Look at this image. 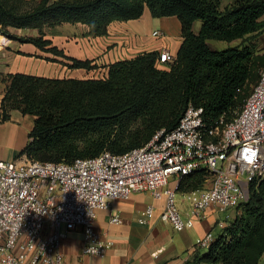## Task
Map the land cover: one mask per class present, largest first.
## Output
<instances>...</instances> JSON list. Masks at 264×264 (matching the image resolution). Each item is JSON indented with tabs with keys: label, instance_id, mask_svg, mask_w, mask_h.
I'll return each mask as SVG.
<instances>
[{
	"label": "trees",
	"instance_id": "1",
	"mask_svg": "<svg viewBox=\"0 0 264 264\" xmlns=\"http://www.w3.org/2000/svg\"><path fill=\"white\" fill-rule=\"evenodd\" d=\"M0 0V32L51 53L69 69L93 70L91 59H78L46 38L45 29L83 24L95 37L114 21L177 16L183 42L175 61L160 68L156 51L108 64L101 78L42 77L22 73L3 77L2 120L12 111L34 116L30 141L22 151L42 162L72 163L108 151L124 154L146 145L162 129H175L189 105L204 108L208 123L233 120L264 68V0ZM201 21L198 33L194 23ZM14 30H36L38 35ZM238 44L213 49L208 41ZM58 57L63 58L59 60ZM206 168L184 176L179 192L207 187ZM264 254V179L253 183L249 200L203 254L186 264H260Z\"/></svg>",
	"mask_w": 264,
	"mask_h": 264
},
{
	"label": "built area",
	"instance_id": "2",
	"mask_svg": "<svg viewBox=\"0 0 264 264\" xmlns=\"http://www.w3.org/2000/svg\"><path fill=\"white\" fill-rule=\"evenodd\" d=\"M175 59L164 50L157 62L168 66ZM201 168L211 173L210 185L186 192L191 213L185 218L177 189L184 176ZM171 179L176 185H169ZM263 179L264 68L231 121L221 116L208 123L203 107L189 105L175 129L159 130L146 145L124 154L105 151L72 163L0 160V264H66L61 241L76 228L82 229L84 254L105 255L112 242L96 229L97 213L136 192L164 198L160 219L178 231L205 219L212 207L229 221V210L237 215L251 185ZM154 213L148 206L139 221L148 223ZM111 222L122 219L113 213ZM216 238L210 231L198 247L207 250Z\"/></svg>",
	"mask_w": 264,
	"mask_h": 264
},
{
	"label": "crops",
	"instance_id": "3",
	"mask_svg": "<svg viewBox=\"0 0 264 264\" xmlns=\"http://www.w3.org/2000/svg\"><path fill=\"white\" fill-rule=\"evenodd\" d=\"M201 26L194 23L193 30L198 33ZM88 32L89 28L87 27ZM155 31L163 32L154 36ZM17 34H21L14 30ZM90 40L88 51L75 46L73 54L64 47L65 53L78 59H91L97 64L93 70L73 69V76L83 77L84 74L97 72L103 75L108 72V64L118 60L130 59L143 52L156 51L158 54L170 50L175 56L183 42L182 26L177 16L154 17L149 8L138 19L114 21L108 27V33L95 37L88 34ZM214 41V42H213ZM217 40H209L213 49H218ZM82 42V41H80ZM225 42V41H218ZM228 43V42H226ZM238 44L237 41L228 43ZM230 46V45H229ZM228 46V47H229ZM227 48V47H226ZM224 49V48H223ZM49 53L39 49L32 43H22L10 39L0 32V160L22 163L27 159L22 151L30 141L29 134L34 126V116L22 114L14 110L7 120H2V98L7 83L3 77L8 74L22 73L42 77H57L59 69L67 68L59 62L47 60ZM166 68V66H159ZM169 185H176L174 179ZM177 202L183 217L188 218L191 207L186 193L177 194ZM164 198L157 199L151 192H136L126 200H118L109 210H100L95 220L96 229L112 246L103 256L83 253V233L81 228L69 231L61 241V252L66 264H186L195 259L198 253L207 250L198 247L199 241L210 231L216 236L222 234L236 216L235 210H229V221L224 213L212 207L207 216L196 221L192 228L176 230L173 226L160 219L164 207ZM154 206L155 213L148 223H141L143 212L148 206ZM113 213L118 214L122 222H111ZM207 264V263H202ZM221 264V263H216ZM260 264H264V254Z\"/></svg>",
	"mask_w": 264,
	"mask_h": 264
},
{
	"label": "rangeland",
	"instance_id": "4",
	"mask_svg": "<svg viewBox=\"0 0 264 264\" xmlns=\"http://www.w3.org/2000/svg\"><path fill=\"white\" fill-rule=\"evenodd\" d=\"M25 1H26L25 7H30L36 4L40 0H25ZM232 1L233 0H222V7H225L226 5L230 4ZM197 24L201 26V21H197ZM16 31L21 34L38 35V32L36 30H26V31L16 30ZM45 33H46V38L51 39L54 45H57L59 48L68 47L69 52L71 54H73V49L75 46L80 47L79 49L82 51H86V50L88 51L89 49L90 40L86 38V36L88 35V29L86 25L65 23L55 27L46 28ZM215 43L217 44L219 43L218 48L220 49L226 48L229 45L230 46L236 45L235 43L228 45V43L226 42H218V41H215ZM256 43L258 48L262 52L264 48V39L262 37H259L256 40ZM65 49L63 50L65 51ZM49 55H50L49 58H55L51 53H49ZM58 58L59 60H63V58L61 57ZM73 74H74L73 69L65 68V69H59V71H57V74L55 75H57L58 78H64L68 76H73ZM83 77L101 78L102 74L101 72L100 73L93 72V73H89L88 75L84 74ZM205 185L206 186L210 185V180Z\"/></svg>",
	"mask_w": 264,
	"mask_h": 264
}]
</instances>
